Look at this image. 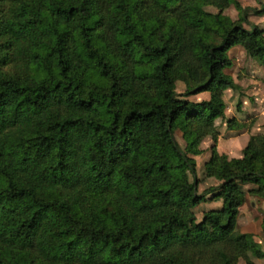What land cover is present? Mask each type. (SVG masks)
Instances as JSON below:
<instances>
[{
	"label": "trees",
	"instance_id": "trees-1",
	"mask_svg": "<svg viewBox=\"0 0 264 264\" xmlns=\"http://www.w3.org/2000/svg\"><path fill=\"white\" fill-rule=\"evenodd\" d=\"M255 1L0 0V264L264 260L237 231L242 187L264 201V136L229 159L215 124L243 127L225 115L224 92L239 90L227 52L264 69ZM207 138L204 174L219 184L205 194L223 202L198 221Z\"/></svg>",
	"mask_w": 264,
	"mask_h": 264
},
{
	"label": "rangeland",
	"instance_id": "rangeland-1",
	"mask_svg": "<svg viewBox=\"0 0 264 264\" xmlns=\"http://www.w3.org/2000/svg\"><path fill=\"white\" fill-rule=\"evenodd\" d=\"M243 8L260 9V5L255 0H236ZM264 5V0H262ZM208 12L216 13L217 10L211 7L206 8ZM223 14L229 16L232 20L237 19V12L233 6L225 9ZM248 21L256 27L264 31V17L256 15L249 16ZM248 29V26H244ZM232 61V67L226 69L225 74L231 76L234 82L238 85L239 90H226L223 95V100L226 104V118H234L243 127L237 130L235 128L231 133L232 136L225 137L227 125L224 121L217 120L216 127L220 132L217 143L219 154L227 156L229 159L240 158L243 145V137L253 135L264 136V69L259 67L255 61L249 58L241 47L235 46L227 52ZM185 91V83L183 80H178L175 85V92L182 94ZM209 93H201L195 96L188 97L190 101L200 102L207 100ZM242 135V136H241ZM175 139L181 148H184L185 143L180 132L175 133ZM212 142L209 138L204 139L200 148L202 154L195 157L196 161V179L198 183L197 193L205 197L194 210L193 213L199 221L204 212L210 210H218L222 207L223 199H211L210 195L205 191L216 187L219 181L214 178H207L204 174V165L210 158V148ZM246 193V202L240 208L237 218V231L239 233L251 234L256 243L264 252V201L249 194L248 191L255 188L253 185H245L242 187ZM255 264H264L262 259H254ZM239 264H243L239 262Z\"/></svg>",
	"mask_w": 264,
	"mask_h": 264
},
{
	"label": "crops",
	"instance_id": "crops-1",
	"mask_svg": "<svg viewBox=\"0 0 264 264\" xmlns=\"http://www.w3.org/2000/svg\"><path fill=\"white\" fill-rule=\"evenodd\" d=\"M250 16H252V15H250ZM259 17V16H258ZM260 17H264V15L263 16H260ZM215 124H216V122H215ZM233 131L234 130H229V129H227V131L225 132V135H227V136H225V137H229V136H232L231 135V133H233ZM219 136H220V132H219ZM242 136V135H241ZM251 137V136H250ZM250 137H243L244 138V140H243V145H244V147H245V145L247 144V142H248V140H249V138ZM219 139V138H218ZM218 143V142H217ZM216 149H217V145H216ZM218 151V150H217ZM219 153V152H218Z\"/></svg>",
	"mask_w": 264,
	"mask_h": 264
}]
</instances>
